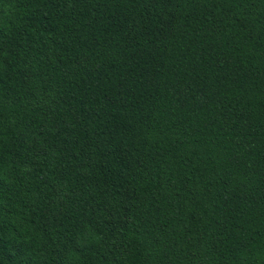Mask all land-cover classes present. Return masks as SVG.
Masks as SVG:
<instances>
[{"label":"trees","instance_id":"obj_1","mask_svg":"<svg viewBox=\"0 0 264 264\" xmlns=\"http://www.w3.org/2000/svg\"><path fill=\"white\" fill-rule=\"evenodd\" d=\"M0 264H264V0H0Z\"/></svg>","mask_w":264,"mask_h":264}]
</instances>
